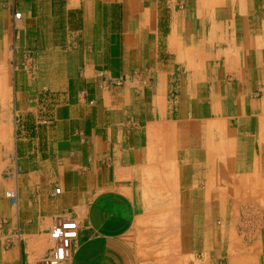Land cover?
<instances>
[{
	"label": "crops",
	"instance_id": "0c3cea01",
	"mask_svg": "<svg viewBox=\"0 0 264 264\" xmlns=\"http://www.w3.org/2000/svg\"><path fill=\"white\" fill-rule=\"evenodd\" d=\"M1 70L0 264H264V0H0Z\"/></svg>",
	"mask_w": 264,
	"mask_h": 264
},
{
	"label": "built area",
	"instance_id": "2783aa9c",
	"mask_svg": "<svg viewBox=\"0 0 264 264\" xmlns=\"http://www.w3.org/2000/svg\"><path fill=\"white\" fill-rule=\"evenodd\" d=\"M19 13L13 14V19H18ZM122 79L113 81V84L120 85ZM58 193V190H55ZM4 198L9 200L10 204L15 203V195L11 191L3 193ZM4 224V220L0 219V226ZM78 226L75 221L70 219L55 218L49 231L47 232L48 239L52 243L51 249L38 264H69L71 257V246L77 238ZM16 238L19 234H14Z\"/></svg>",
	"mask_w": 264,
	"mask_h": 264
},
{
	"label": "rangeland",
	"instance_id": "374dc122",
	"mask_svg": "<svg viewBox=\"0 0 264 264\" xmlns=\"http://www.w3.org/2000/svg\"><path fill=\"white\" fill-rule=\"evenodd\" d=\"M10 71V70H9ZM4 73V75H5V77H6V72H2V70H1V72H0V75L1 74H3ZM0 80L2 81L3 80V78H1L0 77ZM1 83V82H0ZM1 89H2V91H3V87H0V93H2V91H1ZM2 106V105H1ZM0 110H1V108H0ZM1 115V114H0ZM11 119V118H10ZM1 120H3V117H0V127H2V126H5V124H2L1 122ZM6 127V126H5ZM2 149V148H1ZM0 149V159L1 158H6L5 157V155L4 154H7V149H6V147L3 149V150H1ZM1 152H2V154H1ZM162 233V231H159V239H160V241H162L161 242V244L162 245H160V247H159V251H161V250H165V252L163 253V254H160L159 255V257H160V259H167V258H169V255H168V251H170V250H176V247L175 248H172V247H170V248H168L169 246H167V243H168V241L165 239V236H164V239L162 238L163 237V233ZM235 240H237V241H239L240 240V242H242V240H241V237H239L238 235H236V233H235ZM232 242H235L236 243V241H232ZM167 250V251H166ZM177 252L176 253H174V254H177L178 253V250H176ZM176 256V255H175Z\"/></svg>",
	"mask_w": 264,
	"mask_h": 264
},
{
	"label": "bare ground",
	"instance_id": "6f19581e",
	"mask_svg": "<svg viewBox=\"0 0 264 264\" xmlns=\"http://www.w3.org/2000/svg\"><path fill=\"white\" fill-rule=\"evenodd\" d=\"M225 191V190H224ZM248 196V195H247Z\"/></svg>",
	"mask_w": 264,
	"mask_h": 264
}]
</instances>
